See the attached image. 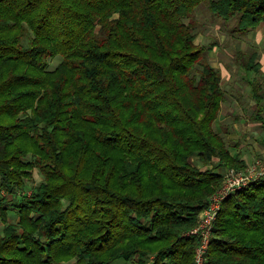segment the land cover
<instances>
[{
	"label": "trees",
	"instance_id": "trees-1",
	"mask_svg": "<svg viewBox=\"0 0 264 264\" xmlns=\"http://www.w3.org/2000/svg\"><path fill=\"white\" fill-rule=\"evenodd\" d=\"M204 3L236 37L264 23V0H0V264H195L189 232L247 164L215 127ZM240 55L264 128L263 65ZM205 257L264 264V177L224 199Z\"/></svg>",
	"mask_w": 264,
	"mask_h": 264
},
{
	"label": "rangeland",
	"instance_id": "rangeland-1",
	"mask_svg": "<svg viewBox=\"0 0 264 264\" xmlns=\"http://www.w3.org/2000/svg\"><path fill=\"white\" fill-rule=\"evenodd\" d=\"M194 18L197 32L196 42L204 45H211L216 42L214 49L206 54V60L220 70L223 78L222 86L226 93V100L222 103L215 127L223 135L224 128H227L230 145L239 149V154L242 156L243 154L248 156L250 162L241 168L245 169L254 160L264 159V128L260 123L251 119L256 109V102L253 98L250 81L256 74L245 71L241 63L240 53H247L252 50L258 52V60L263 65L262 75L264 79V24H260L246 37H236V33L231 31L233 23L237 22L236 17L230 19L216 17L208 3L200 5ZM61 61L62 56L60 55L49 59V69L54 70ZM198 68L201 66L198 65ZM192 162L205 169V166L201 165L196 158L192 159ZM224 173L225 170L223 169L222 174L224 175ZM43 178L44 176L35 170L33 181L28 182V185L37 186ZM2 194H6V192H2ZM1 230L2 225H0V232ZM114 263L131 264L122 260Z\"/></svg>",
	"mask_w": 264,
	"mask_h": 264
},
{
	"label": "built area",
	"instance_id": "built-area-1",
	"mask_svg": "<svg viewBox=\"0 0 264 264\" xmlns=\"http://www.w3.org/2000/svg\"><path fill=\"white\" fill-rule=\"evenodd\" d=\"M264 177V159L258 158L245 169L230 168L225 170L224 184L217 190L208 206L199 215V221L189 234L197 235L200 242L195 250V264H204L208 246L213 234L214 222L224 199L241 190L250 182Z\"/></svg>",
	"mask_w": 264,
	"mask_h": 264
},
{
	"label": "crops",
	"instance_id": "crops-1",
	"mask_svg": "<svg viewBox=\"0 0 264 264\" xmlns=\"http://www.w3.org/2000/svg\"><path fill=\"white\" fill-rule=\"evenodd\" d=\"M262 24H264V23H262ZM230 137H233V136H230ZM229 137V138H230ZM231 150H232V153L234 154V155H236L237 153H239V149H236L235 147H231ZM263 151V150H262ZM242 155V154H241ZM242 158L244 159V160H246V162H247V164L250 162V160L248 159V156L246 155V154H243V156H242Z\"/></svg>",
	"mask_w": 264,
	"mask_h": 264
}]
</instances>
